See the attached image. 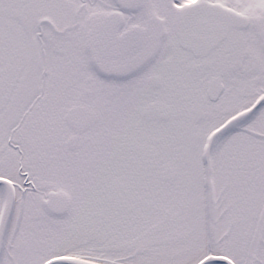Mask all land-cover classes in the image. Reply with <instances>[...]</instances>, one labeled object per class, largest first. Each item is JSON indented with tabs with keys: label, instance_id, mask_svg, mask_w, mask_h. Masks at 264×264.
Returning a JSON list of instances; mask_svg holds the SVG:
<instances>
[{
	"label": "snow or ice",
	"instance_id": "1",
	"mask_svg": "<svg viewBox=\"0 0 264 264\" xmlns=\"http://www.w3.org/2000/svg\"><path fill=\"white\" fill-rule=\"evenodd\" d=\"M0 264H264V0H0Z\"/></svg>",
	"mask_w": 264,
	"mask_h": 264
}]
</instances>
